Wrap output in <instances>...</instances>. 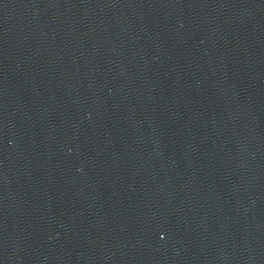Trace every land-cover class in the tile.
I'll return each mask as SVG.
<instances>
[{
  "label": "water",
  "instance_id": "95a60500",
  "mask_svg": "<svg viewBox=\"0 0 264 264\" xmlns=\"http://www.w3.org/2000/svg\"><path fill=\"white\" fill-rule=\"evenodd\" d=\"M0 264H264V0H0Z\"/></svg>",
  "mask_w": 264,
  "mask_h": 264
}]
</instances>
